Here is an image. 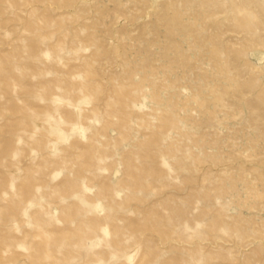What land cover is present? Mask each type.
Here are the masks:
<instances>
[{"label": "rangeland", "instance_id": "rangeland-1", "mask_svg": "<svg viewBox=\"0 0 264 264\" xmlns=\"http://www.w3.org/2000/svg\"><path fill=\"white\" fill-rule=\"evenodd\" d=\"M0 264H264V0H0Z\"/></svg>", "mask_w": 264, "mask_h": 264}]
</instances>
